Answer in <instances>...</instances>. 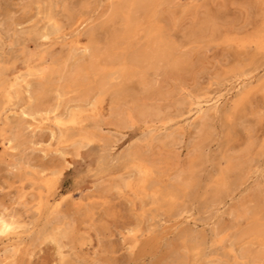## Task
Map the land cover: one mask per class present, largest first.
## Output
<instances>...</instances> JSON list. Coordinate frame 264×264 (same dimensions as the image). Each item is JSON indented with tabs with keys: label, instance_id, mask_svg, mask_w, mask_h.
Returning <instances> with one entry per match:
<instances>
[{
	"label": "rangeland",
	"instance_id": "374dc122",
	"mask_svg": "<svg viewBox=\"0 0 264 264\" xmlns=\"http://www.w3.org/2000/svg\"><path fill=\"white\" fill-rule=\"evenodd\" d=\"M109 1L0 0V216L16 230L0 234V264H250L241 252L264 235L236 236L264 217V0H167L155 19L183 47L180 68L134 80L133 101L34 112L23 90L81 57L90 32L109 39Z\"/></svg>",
	"mask_w": 264,
	"mask_h": 264
},
{
	"label": "bare ground",
	"instance_id": "6f19581e",
	"mask_svg": "<svg viewBox=\"0 0 264 264\" xmlns=\"http://www.w3.org/2000/svg\"><path fill=\"white\" fill-rule=\"evenodd\" d=\"M30 1L32 2V0H29V2ZM34 1L39 2L40 0ZM165 3H167V0H110L108 11L103 20L104 24L114 26L109 39L103 44L99 43L97 42L98 39L94 40L92 31L88 34L90 44L86 48H83L84 50H82V48L79 49L84 51L82 56L80 55L81 57L76 55L77 52L73 54L75 51L72 52V54H70V52V55L66 56L64 59H54L51 65L49 64V67L43 69L42 73H44V76H40L44 77V79L42 78L44 81L38 82L33 88L30 87L27 90H23L33 96H31L33 98L32 110L36 113L44 112L48 118L50 114H53L58 107L67 101H77L86 104L90 103L95 97L103 98V96L105 97L107 95L111 96L114 100L113 102L133 101L129 86L134 80H138L141 84V89L142 85L149 88L152 83L150 74L156 75L164 67H170L172 69L180 68L185 60L184 54L181 52L182 46L175 43L172 39L170 40L163 36L159 30V25L157 26L156 24L155 17L157 8ZM49 29H51L53 33L58 31L59 28L56 25H51ZM261 32L262 34L259 38L261 42H264V27L261 28ZM28 86L29 84H27V87ZM26 104L27 102L24 105ZM22 115L24 116L26 114L23 113ZM73 120L72 123L74 122ZM208 122V118L202 113L198 119V130H196L199 137L206 138L209 128ZM63 126L64 125H62V128ZM14 129L15 132L11 141L19 142L23 137L22 132L24 126L22 122H19ZM243 165H245V161ZM236 166L237 165H235V168ZM146 178L147 176L144 175V182H146ZM188 185V182L185 180V182L183 181L179 185H172V187L168 189V192L163 194L170 198H177L184 193L185 189L189 187ZM151 187H155V185ZM1 215L3 216L2 213ZM2 216H0V234H7L12 231L14 234L16 230L13 221ZM53 218H50L51 221H53ZM49 220L47 224H49ZM253 235L255 236L253 240L260 238L259 241H262L261 237L264 235V217L261 219L254 218L244 230L238 233L236 239L237 241H241L249 236L254 238ZM262 246L263 247H261L258 252L246 249L241 253L248 257L250 264H262L264 262V245L262 244ZM185 259L186 256H180L178 258L179 264H187Z\"/></svg>",
	"mask_w": 264,
	"mask_h": 264
}]
</instances>
